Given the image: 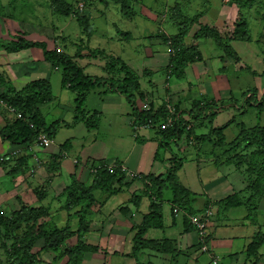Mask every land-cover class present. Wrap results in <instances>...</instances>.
<instances>
[{
    "label": "crops",
    "instance_id": "crops-1",
    "mask_svg": "<svg viewBox=\"0 0 264 264\" xmlns=\"http://www.w3.org/2000/svg\"><path fill=\"white\" fill-rule=\"evenodd\" d=\"M173 2L174 5L171 8L173 17L171 18L168 15L166 16L167 19H164L168 22L167 27H171L163 33L165 36L178 34L179 15H185L191 19L196 18L195 23L192 24L194 28L192 31L189 28L184 43L188 47H194L197 50V56L196 60L185 68L184 79L177 80L171 77L166 82L164 81L165 83L163 82L166 85V96L169 97L166 99H169V102L176 105L180 111L190 109L188 101L191 100L192 104L194 99L196 100L197 98L202 101L209 100L206 101L207 103L233 100L231 98V81L239 76L237 72L242 71L236 69L235 62L231 61L232 58L228 57L222 60V52L219 53L215 41L210 38H203L193 43L192 37L200 26H207L217 31L231 27L232 22L236 18L237 10L230 5H223L219 2L214 4L206 1L205 7V2L200 3L199 6L196 4L197 6L192 10V15H190L187 13L188 0H180V3H177L179 2L177 0H173ZM10 4L11 2H9ZM142 7L144 10L137 14L136 18L146 22V3ZM198 8H201L200 11ZM255 8L257 7L251 0V3L244 5L240 10L245 19L248 41L231 40L228 45L238 56L241 64L249 67L255 73L251 75L246 72L249 75L248 78L253 80V89L256 91L257 100H260L264 93V76L261 75L264 71V51L260 48V44L264 45V22L259 14L256 13ZM115 10L119 12L116 8ZM152 15H154L153 20L157 21L158 17L155 14ZM251 20L259 23L255 34L251 33ZM107 21L110 23L108 16ZM131 21H133V18ZM9 25L12 26L11 23ZM109 26L111 27V24ZM12 28H16L15 25ZM37 28L39 29V27ZM135 29L142 28L136 27ZM118 31L120 30L114 31L115 34L108 36V38L100 37V34H94L87 38L86 43H88V46H86L91 49H98L103 53L105 51L106 54L116 58L118 54L108 49V42L115 44L116 46L114 47L118 51L124 52L128 48V44L134 41L132 38L133 34L142 38L146 36L145 31L128 32V37L121 36ZM21 35L24 34L22 33ZM63 38H68L62 43L63 49L66 50V47L72 46L70 44L71 36H63ZM91 38H93L92 45H90ZM94 38H102V40L97 41L98 39L94 40ZM77 41V45H82L79 39ZM47 42L49 41L47 40ZM44 43L46 44V42ZM71 43L73 42L71 41ZM132 45L135 51L139 48L140 51L142 48L146 50V46L142 45L140 41H134ZM43 53L40 48L8 52L0 47V158H4V156L10 157L15 151L20 152V147L11 146L4 139L9 125H12L17 118L16 111L10 110L12 107L3 101V96L11 95L12 91L17 93L23 89L24 85L26 86L38 80L47 81L51 87L52 94V101L38 109V117L42 121V127L48 129L51 133L52 145L47 149L36 147L31 149L30 153L32 156L27 159L22 175L14 177V186L12 183L8 184L9 181H7L11 178L7 175V172L14 162L10 161L11 164L0 166V213L2 216H9L11 213L18 211L21 205L35 208L45 207L48 210V216L45 219L49 223L47 228L51 229L56 226L62 229L68 225L73 232V235L64 243V246H66L64 249L74 247L78 239L85 245L97 248L96 253H86L81 264H136L134 258L128 257L132 250V238L134 235L132 229L140 224L143 216L148 213L150 205L141 181H133L129 187L122 188L117 194L95 190L92 193L93 204L79 216L76 213L83 211L81 206L73 209L69 213L71 216L68 217L67 211L64 210L66 197L63 194L66 188L70 187L74 182L86 187L91 186L92 181L89 169L92 165L100 163L120 167V170L127 175L125 182L128 183L131 181L129 177L134 175L144 177L148 175H164L165 163L173 158L172 148L174 146H170L168 150H160L155 129L133 126L134 117L130 105L120 93L109 90V82L92 89L84 96L82 102L78 104L77 92L69 90L72 95H69L67 90L63 92L61 71L46 61ZM146 55L152 57L154 55L153 50H149ZM96 56L80 54V58L77 60L78 63L81 62L83 65L80 66L77 62L76 64L86 76L96 77L102 81H108L109 78L116 81L115 79L120 76L117 71L119 65H112V67L117 69L116 73H112V71H109L110 62L102 61L101 58ZM199 58H203V60L198 62L200 61ZM158 60L159 64L165 69L168 65L169 57L164 55V58H159ZM211 61H215L216 71H213V66L210 64ZM216 62L219 64L217 65ZM141 63L142 65L137 66L136 70L128 64L126 70L131 74L136 71L133 75L137 78V81L142 84V80L145 79L146 84V58ZM225 65L228 69L224 68ZM88 67H93L101 71L102 74L90 75L86 72ZM55 71L60 75L57 96L53 95L52 91V78L55 76ZM230 71L233 76L229 75ZM172 79L176 81H172ZM111 83L114 82L111 81ZM147 84L150 86L149 90L146 91V85H142L144 87V90H142L147 93L146 99L149 100L147 103L153 105V109L150 106L148 108L150 107L154 113L156 108L160 107L159 104L163 103L164 97L155 100V102V95L152 97L154 92L151 89L157 85L154 81H147ZM105 85L107 88H105ZM188 86L197 90L194 95L192 92L190 93L192 98H189V94L185 92L189 88ZM246 90L248 89H241L238 99L242 98L241 94L245 93ZM141 96L139 95L135 99L137 109L140 112L144 111V109L138 108L142 103ZM238 99L235 101H238ZM202 101L201 105L206 104V102L203 103ZM157 103H159V106H157ZM226 107H228V111L226 109V111H218L212 119L214 125H217V123L219 125L225 124L229 120H226L223 124L215 120L220 119L224 113L231 112L233 114V109H239L240 106ZM229 116L231 117V115ZM212 122L208 124H212ZM204 126H207V124H204ZM181 141L182 139L177 143V147H174L176 150L180 148ZM177 155L179 156L180 153H177ZM184 159H181L182 167ZM196 160V165L200 167L198 177L201 176V180L197 189L190 185L187 186L192 192L206 197V201L201 199L202 204L198 209H195L196 211L204 210L207 202H209L207 207H212L213 217L208 227L207 239L199 241L198 234L190 228L187 221H183L182 214L176 213L172 215L169 211V215L167 217L164 216V210H171V195L170 197L164 195V199L161 202L159 201L163 217L162 229L157 230L163 235L154 236L153 234L156 233V230L153 229L148 231L146 238L152 240H175L176 252L170 256L157 253V255H151L146 250V260L147 258L148 260L152 258L148 262L151 264L155 263L152 262L154 260H156L155 264H211L214 259H216L217 264H264V240L254 255L249 257L247 254V246L252 242L255 233L260 231L264 235V199H261L257 207L256 226L245 219L247 212L244 207L225 210L219 206H214L213 203L242 191L245 187L243 179L234 181L237 176H234L233 172L235 171H232L231 168L227 170L225 178L218 177L216 179L215 177L218 173L215 170L209 172L206 166L200 163L203 161L202 159ZM206 172L209 177L208 175L205 177ZM210 174L212 175L210 176ZM220 178L223 182L217 181ZM210 180L214 181L209 183ZM133 195L140 197V203L137 208H134L129 203ZM39 198L42 200L40 201ZM124 208H126V211ZM81 218H83L84 222L83 228H81ZM202 246H207V251H202ZM61 248L57 251L41 252L42 244L38 242L32 253L38 254V260L42 262L41 264H64L66 262L65 259L59 257ZM2 251L5 255V251ZM144 254L141 253V258ZM138 257L140 260V256ZM6 260V256L1 255L0 264H7L5 263Z\"/></svg>",
    "mask_w": 264,
    "mask_h": 264
},
{
    "label": "trees",
    "instance_id": "trees-1",
    "mask_svg": "<svg viewBox=\"0 0 264 264\" xmlns=\"http://www.w3.org/2000/svg\"><path fill=\"white\" fill-rule=\"evenodd\" d=\"M108 1H113L120 5L122 14H126L129 7L128 0H99V3L106 4ZM236 0L238 5V12L235 20L232 22L233 32L231 40L246 41L248 39V32L246 28L245 19L241 14V9L244 4H241ZM77 2H67L66 0H51V10L53 13L70 18L73 17L77 20L81 28L83 27V21L87 22L88 18L78 15V9L74 8ZM248 5V4H247ZM77 10V11H76ZM81 10V9H80ZM82 13V11H81ZM127 16V15H126ZM132 20V18H127ZM196 18L191 19L185 15H179L178 34L171 36L167 40V49L170 51V57L168 65L165 68V74L168 78H175L177 80L184 79L185 68L196 60L197 50L194 47H188L185 45L184 40L188 34L190 25L194 24ZM85 24V23H84ZM86 25V24H85ZM91 32L89 29H82L81 33L87 35ZM92 33V32H91ZM128 32L119 31L121 36L128 37ZM89 38V37H88ZM213 38L214 41L220 44V36L217 30L208 28L207 26H200L199 30L194 34L193 40ZM66 38H60V41L65 42ZM81 42V40H80ZM225 42V41H224ZM223 43V41H222ZM224 52L229 54V57L235 60L237 69L245 71L251 75L253 73L249 67L242 65L240 59L235 54L233 49L226 43H223ZM81 46V45H79ZM0 47L6 51L17 52L29 48H40L43 50L44 59L52 64L54 68L61 71L62 85L67 89H71L73 92H77V103L80 104L84 96L97 86H102L106 82L110 91H117L128 102L133 113V126L145 127L150 126L156 130L158 138V147L160 150H168L171 145L178 142L183 133L191 134V129H187L188 122L186 116L189 119L199 120L201 118L208 119V117L214 118L218 111L226 106L235 107L239 103L246 105L250 108H260L264 105V93L259 101H257L255 89H250L242 94V98L238 101H231L229 104L225 102L208 103L206 106L198 103H192V109L186 112L181 111L175 105L174 111L176 114H169L165 107H160L154 113L152 109L148 111H138L136 107V91L138 87L137 78L125 69L123 74H129L123 76L120 81H102L96 77H90L83 74L82 70L77 66L74 59L80 58L77 52L73 54V57L68 56L65 50L46 48V44L43 42L26 41L22 38H18L16 42H10L7 44L0 43ZM84 46L81 47V50ZM77 49L76 51H78ZM117 63V62H115ZM119 65V63H117ZM122 66L119 65V68ZM124 67V65H123ZM264 76V71L261 73ZM106 86V85H105ZM3 101L17 113L21 115V118L9 125L4 139L9 142L11 146L20 147L21 154L18 156H10L0 158V166H7L14 162L11 166V170L7 172V175L14 178L18 175H22L24 168L26 167L27 159L32 154L30 153V147L37 141L39 134H45L51 139V133L48 129L42 127V121L38 117V109L41 106L47 105L52 101L51 87L48 82L38 80L27 84L19 92H11V95L3 96ZM80 101V102H79ZM219 102V103H218ZM194 108L197 110V114L193 113ZM203 112H206V116L202 117ZM167 120H171L169 127L162 128L160 130V123H165ZM202 121V122H201ZM204 120H200L199 126H202ZM190 122V121H189ZM188 122V123H189ZM207 123H209L207 121ZM159 126H156L158 125ZM226 126H229L226 124ZM225 126V127H226ZM219 146L223 148V158L215 161L216 165L231 167L234 171L238 172L242 176L245 183V187L242 191L234 193L220 201H217L214 206H219L222 209L228 210L231 208L244 207L247 215L245 219L250 223L257 225V207L261 199H264V126H252L244 127L239 124L238 132L234 139L225 144L220 142ZM10 162V163H9ZM164 175L153 176L148 175L146 177L141 175L130 176V182H125L127 175L120 170V167L109 166L105 164L92 165L89 169L92 184L91 186H84L80 183L74 182L70 187L66 188L63 196L66 197V204L64 210L67 211L68 217L73 209L80 207L82 212L76 213L77 216L84 213V210L89 208L94 202L92 193L95 190H101L104 193L111 192V194H117L122 188H127L133 181H141L144 187L145 195L149 199L148 213L145 214L139 225L134 227L132 238V250L128 257L134 258L136 264H141L138 261V254L143 250L155 252L157 254L173 255L176 252L175 240L161 239L152 240L147 239L146 234L150 230L162 229V209L159 204L164 199V194L167 190L171 193V210L172 215L177 212L182 214L183 221H187L191 229H195L190 223L189 216L201 214L203 211H196L192 206L196 200L187 188L180 185L177 181V171L182 167V160L173 156L172 159L166 163ZM74 185V186H73ZM140 197L133 195L129 200V203L137 208L140 203ZM41 201L42 199L39 198ZM209 205V202L205 204V209ZM204 209V210H205ZM126 211V208H124ZM204 214V213H203ZM48 216V210L45 207H30L21 205L18 211L11 213L9 216H2L0 213V248L5 251L7 264H40L38 260V254H33L32 250L38 242H41V252L57 251L64 245L67 239H69L73 232L69 229L68 225L65 228L52 227L47 228L45 219ZM212 214L208 216L211 220ZM209 220V221H210ZM81 228L84 226L83 218L80 220ZM264 240V235L257 231L252 238V242L247 246V254L254 255ZM4 241H10L9 245L3 243ZM97 248L83 244L79 239L77 244L65 249L64 252H60L59 257L65 259L64 264H81L83 256L86 253H96ZM151 264V263H148Z\"/></svg>",
    "mask_w": 264,
    "mask_h": 264
},
{
    "label": "rangeland",
    "instance_id": "rangeland-1",
    "mask_svg": "<svg viewBox=\"0 0 264 264\" xmlns=\"http://www.w3.org/2000/svg\"><path fill=\"white\" fill-rule=\"evenodd\" d=\"M67 1L69 3L70 2H77L74 8L78 9V11L76 10L78 12V15L88 18L87 22L83 21V27L82 28L80 26H78L79 24L77 23V20H75V18H73V17L66 18V17H63V16H60V15L53 13L51 10L53 8L51 6V0H11V1L0 0V43H1V45L7 44L10 42H16L17 39L20 37L26 41H36V42H43V43L46 42V44H47L46 48L49 50L56 49V48L62 49L63 48V45H62L63 40L60 41V38L61 37L63 38V36H71V41L73 43H71V41H70V44H72V46L66 47V50H65V53L68 56L73 57V54L75 52H77L78 55L82 54L84 56H87L88 54L91 56L97 55L96 57L101 58L102 61L110 62L111 67H110L109 71L110 72L112 71V73H116V70H117L116 67H112V65L117 64L115 62H118L120 66L125 65V67H122V68L120 67L117 70L120 73L119 74L120 76L115 79L117 82L120 81L121 79H123L122 78L123 76L129 75V74H123L122 73L125 69L128 68L127 67L128 64H130L132 66L131 68L134 67V69L136 70L137 66H141L142 60L144 58H146V84H145V79L142 80V84H140L138 81V87H137L138 89L135 92L136 97H139V95H142L141 96V100H142L141 102L142 103H141V105L138 106V108L141 110L144 109V111H148V109H150V107H152V109H153V105L150 103H147L149 100L146 99L147 93H145L143 91L144 90L143 86L146 85V91H147L150 88V86L147 84V81H154V83H156V85H157V86H154L152 88L153 90L151 89V91L154 92L152 94V97H154L153 95H155L154 101L164 97L163 103L162 104L157 103V106L160 105V107H165L166 110H168L167 106H170L171 108L175 109V105H173L171 102H169V99H166L169 97L166 96V93H165V88H166L165 86L166 85L163 84V82L164 81L166 82L167 75L165 74V69L158 62L159 61L158 59L164 58V55H167L168 57L171 56L170 53L167 52L169 50L167 49L168 45L166 44V42L168 39H170V37L172 35L171 36H165L163 32L168 31L169 28L171 27V26L167 27L168 22H166V20H164V19H167L166 16H168V15H170L171 18L173 17V10L171 9L172 6L174 5L173 0H144L142 2H141V0H128L130 8L127 10L126 14H122L121 12H120L121 13L120 14L119 12H116L115 8L117 9V11H119L120 5L114 3L113 1H108L107 5L99 3V0H67ZM177 1H179L177 3H180V0H177ZM183 1H187V0H183ZM206 1H208V3L211 2L214 4L219 2L223 5H230V6L234 7L238 12V5H237L236 0H188V7H187L188 11H187V13L192 15L191 14L192 10L197 5L199 6L200 3H202V2L203 3L205 2L204 3V7H205ZM9 2H11L10 5H9ZM238 2L241 4L247 5V4L251 3V0H239ZM145 3H146V19H147L146 22L138 20V18H136L137 14L141 13L144 10L142 5H145ZM253 3L255 4V7H257V8H255L256 13L259 14L262 21L264 22V0H253ZM198 9L200 11L201 8H198ZM81 11H82V13H81ZM148 11H150V12H148ZM152 14H155L158 17L157 21L153 20L154 15H152ZM253 15H255V14H253ZM107 16L109 17L110 23H108L109 21H107ZM128 17L133 18V21L127 19ZM125 18H126V20H124ZM171 18H169V19H171ZM120 19H122V20H120ZM5 20H7V21L10 20L11 22H9V23H11L12 26L15 25L16 28H12V26H10L9 23ZM250 22H251L250 29L252 30L251 33L255 34V31L257 32V28L259 26V23H256V21H254V20H251ZM110 24H111V27L109 26ZM37 27H39V29ZM136 27H141L142 29L136 30L135 29ZM163 28H164V30H162ZM190 28L192 31L194 26L192 27V25H190ZM82 29L83 30L89 29V30H91L92 33L91 32L89 33V31H88L89 35H87L85 32L81 33ZM226 29H227V31H226ZM116 30H120L123 32L124 31L132 32V33L145 31L146 36L144 38L138 37L136 34H133L132 38L134 41H140V43L142 45L146 46V50H143V48H142V50L140 51V48H139L135 51V48L132 45V43H134V41H131L128 44L129 45L128 48L124 52H121V51H118V49H116L114 47V46H116L115 44L113 45V44H110V42H108L107 43V45L109 46L108 49L114 51L115 54H118L116 58H113L110 54H106L105 51L103 53V52L99 51L98 49H91V48L87 47L88 43H86V41H87L88 37L90 38L94 34H96V35L100 34L101 35L100 37L108 38V36H113L115 34L114 31H116ZM232 32H233V26H231L229 28H225L222 31H218L221 40H220V44L217 43L216 41H215V43L217 44V48L219 50V53L222 52L221 53L222 60L229 57V54L224 52V49H223L224 44L223 43H226V44L230 43V38L232 37ZM22 33L25 36L21 35ZM30 35H31V37H29ZM74 38H76V40H74ZM66 39H68V38H66ZM77 39L81 40V43H82L81 46L77 45L78 44ZM210 39L214 41L213 38H210ZM47 40L49 42H47ZM94 40L99 41V40H102V38H94ZM92 41H93V38L90 39V45H92ZM192 41H193V43H195V41L193 40V37H192ZM222 41H223V43H222ZM83 45H84V47L81 50V47ZM90 47H92V46H90ZM260 48L264 51V45L263 44H260ZM77 49H79V50L76 51ZM149 50H153V52H154V55L152 57L146 55V54H148ZM157 54H159V56H157ZM74 60H75V63L76 62L78 63L77 59H74ZM199 60L200 61H198V62H201V60H203V58L202 59L199 58ZM231 61L235 62V60H233V59H231ZM216 63H217V65L219 64L218 62H216ZM78 64L80 66L83 65V63H81V62ZM210 64H211V66H213L212 67L213 71H216L217 66H215V61L214 62L211 61ZM235 65H236V69H237V64L235 63ZM123 68H125V69H123ZM224 68L228 69V67L226 65L224 66ZM237 70H239V69H237ZM86 72L90 75L91 74H96V75L102 74L101 71L96 70L93 67H88ZM135 72H132V73L135 74ZM57 73L58 72L55 71L54 72L55 76L52 78V91H53V95H55V96H57V93L59 91L58 81H60V75H58ZM237 73L239 76L237 78L235 77V80L231 81V89H232V97L231 98H233V100L229 99L228 101L226 100V101H222V102L229 104L231 101L237 100L240 97L241 89H244V88H246L248 90L253 89V86H254L253 80L251 78H248L249 75L245 71L237 72ZM229 75L233 76V73L230 71ZM114 77H116V76H114ZM108 81H111L110 78ZM172 81H176V80L172 79ZM45 82H47V81H45ZM113 82L115 83L114 80H113ZM24 87H25V85H24ZM61 87L63 89V92H64V90H67L68 94L72 95L71 89H67V88L63 87L62 84H61ZM188 87L189 88H187V90L185 92L187 94H189V98H192L190 96V93L192 92V94L194 95L197 90L191 86H188ZM105 88H107V86H105ZM248 90H246L245 92H247ZM190 101H188V102L190 104V109H192V107H193L191 104L192 101L191 102ZM201 101L202 100H198V98H197L196 100L194 99L193 102L194 103L199 102V104L201 105ZM206 101H209V100L206 99ZM206 101H202V102L204 103ZM257 101H259V100H257ZM211 102H209V104ZM207 104L208 103L206 102V104L202 105V107L206 106ZM148 106H150V107L148 108ZM237 106H240V107H239V109H236V108L233 109L234 110L233 114H231V112L230 113H224V114H222L223 116L220 118L221 120L220 119L215 120L216 122L219 121L222 124L224 122H226V120H229L223 125H219L218 123H217V125H214L212 122L213 118L207 116L208 119L201 118L204 121L202 123V126H199L201 119H199V120L189 119L186 116V119H188L187 121L188 122L190 121L189 123L186 122V124L188 125L187 129L192 130L191 134L189 136L187 135V133L182 134V136L178 140V142H179L182 139L181 144H180L181 146L179 149L176 150L174 148V147H177L178 142L174 145H171V146H174L172 148V153L175 155V157L177 159H179L181 157L185 158L182 169H179L177 171V176H178L177 181L180 185L187 188L193 195H195L194 198H195L196 202L192 206V208H194V209H198V207H200V205L202 204L201 199H204L206 201V197L199 196L198 194L192 192L187 186V185H190L193 188L197 189L198 188L197 186L199 185V181L201 180V176L198 177L200 167H198L196 165V163H197L196 159H202L203 161H201L200 163L202 165H205L209 172L211 170H215L218 173V175L215 177L216 179L218 177L225 178V175L228 172L227 170L231 167L228 168L225 166H220V165L215 164V161H217V160L222 159L223 162L225 160V158H223V155H224L223 148L219 146V143L224 142L225 144H227L232 139H234L237 132H238L239 124L243 125L244 127H252V126H256V125L264 126V105H262L260 108H258V107L250 108L246 105V103H243L242 105L237 104ZM227 108L228 107H224L220 111H224L225 109L228 111ZM190 109H188V110H190ZM156 110H157V108H156ZM180 112L181 111H179V113ZM184 112H186V111H184ZM174 113L176 114V112L173 110V114ZM193 113L197 114L196 108H194ZM229 115H231V117ZM205 116H206V112H203L202 117H205ZM16 118H17V115H16ZM17 119H19V118H17ZM207 121L209 123L212 122V124H208ZM229 122H230L229 126H226V124H228ZM204 124H207V126H204ZM213 125H214V127H213ZM156 126H159V124ZM164 127H165V123H163V122L160 123V130H163L162 128H164ZM206 127L208 130L206 129ZM177 153H180L181 156L180 155L178 156ZM10 170H11V168H10ZM231 170L234 171L233 168H231ZM188 174H189V176H188ZM233 174H235L234 175L235 177L236 176L239 177L238 179L236 177L234 179V181L235 180L239 181L240 179L242 180V176L240 174H238V172L235 171V172H233ZM206 175H208V177H209V174L207 172L205 173V177H206ZM211 175L212 174H210V176ZM7 181H9L8 184L12 183L13 186L15 185V178L11 177L10 180H7ZM211 181H214V180H210L209 183H212ZM217 181L221 182L222 180L220 178ZM4 185H5V183H4ZM6 185H7V183H6ZM244 185H245V183H244ZM164 195H166V197H170V195H171L170 190H167ZM208 210H210L209 213H212V215H213V212H212L213 210H212V207H210V206L207 207L205 210H203L201 212V214L205 213ZM169 211H170L169 209H166L163 211L165 217H167L169 215ZM177 213H179V212H177ZM194 217L204 218V216L200 215V214H196L194 216H189L190 223H192L191 219ZM207 219H208V217H207ZM209 220L210 219H208V221L206 223V227L204 229V234L201 235V237L203 239H200L199 241H205L207 239V235H208L207 231H208L209 224L211 222ZM158 234L163 235L162 233H160L157 230H156V233H154L153 235L155 236ZM198 237H199V235H198ZM3 243H5L6 245H9L10 241H4ZM64 247H66V246L63 245V247L61 248V252H64V250H65ZM2 252H3L2 248H0V257H1V255L5 256ZM141 253H145L142 258H141ZM147 253H149L151 255H153V254L157 255L155 252H152V251H149ZM138 256H140V260L138 257V261L141 264H147L152 259V258H150L148 260V258H147V260H146V250L141 251L140 254H138ZM152 262L156 263V260H154Z\"/></svg>",
    "mask_w": 264,
    "mask_h": 264
},
{
    "label": "built area",
    "instance_id": "built-area-1",
    "mask_svg": "<svg viewBox=\"0 0 264 264\" xmlns=\"http://www.w3.org/2000/svg\"><path fill=\"white\" fill-rule=\"evenodd\" d=\"M170 52V51H168ZM168 108V112L169 114H173V108H171L170 106H167ZM11 111H15L14 109H10ZM16 113V112H15ZM17 118H21V115L16 113ZM171 125V120H167L165 122V127H169ZM146 128H150V126H145ZM52 144V140L45 134H39V136L37 137V141L29 148L30 151L33 147L36 148H40V149H47L48 147H50ZM21 152L19 151H15L14 153H12V155L16 156L17 154L20 155ZM210 210L206 211L204 214H202L204 216V218H200V217H194L191 219V224L193 225V227L195 228L194 230L196 231V233L199 235L200 239H203L201 237V235L204 234V229L206 227V223L208 221L207 217L209 215H211L212 213H209ZM207 246H202L201 250L202 251H207ZM211 264H217V261L214 259L212 260Z\"/></svg>",
    "mask_w": 264,
    "mask_h": 264
},
{
    "label": "clouds",
    "instance_id": "clouds-1",
    "mask_svg": "<svg viewBox=\"0 0 264 264\" xmlns=\"http://www.w3.org/2000/svg\"><path fill=\"white\" fill-rule=\"evenodd\" d=\"M168 52V51H167ZM168 53H170V52H168ZM91 168V167H90ZM216 260V259H215Z\"/></svg>",
    "mask_w": 264,
    "mask_h": 264
}]
</instances>
